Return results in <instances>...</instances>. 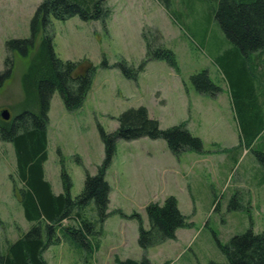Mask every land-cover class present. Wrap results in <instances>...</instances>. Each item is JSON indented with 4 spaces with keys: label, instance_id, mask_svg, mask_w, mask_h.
I'll list each match as a JSON object with an SVG mask.
<instances>
[{
    "label": "rangeland",
    "instance_id": "obj_1",
    "mask_svg": "<svg viewBox=\"0 0 264 264\" xmlns=\"http://www.w3.org/2000/svg\"><path fill=\"white\" fill-rule=\"evenodd\" d=\"M42 1L0 0V72L9 67V56L14 60L11 76L0 86V112L7 108L13 117L24 111L29 100L24 78L40 39L28 55L11 53L7 41L32 35V19ZM106 1L111 11L106 21L80 15L66 20L51 17L57 55L96 67L92 88L80 107L67 109L59 90L52 97L45 170L54 191L65 192L63 169L72 181L71 195L83 191L87 174H97L105 159L101 128L116 130L118 117L132 107L146 106L163 129L185 126L204 146L202 151L186 149L177 155L164 138L118 139L106 174L110 215L103 224L100 247L88 257L62 236L60 243L46 249L45 258L48 264H120L117 257H148L154 264L227 262L220 244L251 228L264 232L260 158L264 127L248 145L230 103L231 79L217 62L215 38L212 32L205 36L204 25H212L217 34L223 31L210 5L201 1L188 7V0H173L170 12L158 0ZM146 38L174 50L178 68L153 58L136 79L127 77L118 63L126 61L138 69L147 56ZM204 70L222 87L216 96L197 90L192 76ZM0 119L4 120L1 115ZM15 182L23 186L15 147L0 139V252L33 225L25 216ZM172 195L192 226L179 227L175 238L143 249L138 243L140 219L118 210L129 216L140 213L148 228V204L164 203ZM72 223L64 221L65 226Z\"/></svg>",
    "mask_w": 264,
    "mask_h": 264
},
{
    "label": "trees",
    "instance_id": "obj_2",
    "mask_svg": "<svg viewBox=\"0 0 264 264\" xmlns=\"http://www.w3.org/2000/svg\"><path fill=\"white\" fill-rule=\"evenodd\" d=\"M158 1L169 12L172 10L173 0ZM194 1L188 0L187 6H192ZM200 1L210 5V12L223 31L224 36L221 31L217 34L212 25H204L205 36L212 32V39L215 38L213 51L217 62L231 79L232 101L242 124L243 137L249 145L264 127V0H196ZM106 4V0H43L32 19V35L7 41L11 53L18 50L23 55L30 53L38 39L40 46L24 78L29 94L24 111L9 120L0 119V139L13 143L18 177L23 182L21 187L15 182V190L20 194L27 220L33 222L20 237L5 244L0 252V264H48L44 252L52 244L60 243L62 236L81 247L88 257L100 247L103 224L110 215L111 186L106 174L118 139L164 138L177 155L186 149L203 150V140L185 126L179 124L163 129L159 121L150 116L146 106L132 107L118 117L116 130L101 128L105 159L97 174H87L83 191L76 197L71 195L72 181L65 169L62 175L65 192L54 191L45 170L49 157L48 125L52 97L59 90L67 109L80 107L92 88L96 67L91 62L88 66V61L64 60L57 55L50 31L51 17L66 20L80 15L85 20L106 21L111 13ZM146 40L147 56L138 69L126 61L118 63L127 77L136 79L139 71L153 58L164 59L178 68L174 50ZM7 62L9 67L0 72V86L12 74V55ZM104 63L108 64L107 61ZM192 78L201 93L216 96L222 91L208 70ZM118 211L125 217L140 219L138 243L145 250L175 238L179 227L192 226L174 195L164 203L153 201L148 204V228L144 226L140 213L129 216L120 209ZM65 220L73 223L65 226ZM220 245L227 262L212 261L209 264H264V232H255L251 228ZM117 261L120 264H154L148 257L141 260L117 257Z\"/></svg>",
    "mask_w": 264,
    "mask_h": 264
},
{
    "label": "water",
    "instance_id": "obj_3",
    "mask_svg": "<svg viewBox=\"0 0 264 264\" xmlns=\"http://www.w3.org/2000/svg\"><path fill=\"white\" fill-rule=\"evenodd\" d=\"M0 115L2 118H4L5 120H9L11 118V112L8 109H3L0 112Z\"/></svg>",
    "mask_w": 264,
    "mask_h": 264
},
{
    "label": "crops",
    "instance_id": "obj_4",
    "mask_svg": "<svg viewBox=\"0 0 264 264\" xmlns=\"http://www.w3.org/2000/svg\"><path fill=\"white\" fill-rule=\"evenodd\" d=\"M230 103H232V104H233L232 100H230ZM235 110H236V109H235ZM48 138H49V133H48Z\"/></svg>",
    "mask_w": 264,
    "mask_h": 264
}]
</instances>
